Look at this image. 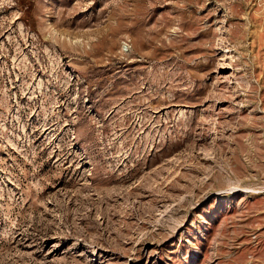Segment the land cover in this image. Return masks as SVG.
<instances>
[{"label":"rangeland","instance_id":"374dc122","mask_svg":"<svg viewBox=\"0 0 264 264\" xmlns=\"http://www.w3.org/2000/svg\"><path fill=\"white\" fill-rule=\"evenodd\" d=\"M0 264H264V0H0Z\"/></svg>","mask_w":264,"mask_h":264}]
</instances>
